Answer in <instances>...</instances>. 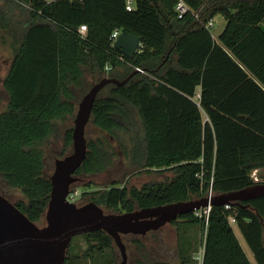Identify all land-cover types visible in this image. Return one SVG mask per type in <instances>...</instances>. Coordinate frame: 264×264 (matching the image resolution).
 I'll use <instances>...</instances> for the list:
<instances>
[{
    "label": "trees",
    "instance_id": "trees-1",
    "mask_svg": "<svg viewBox=\"0 0 264 264\" xmlns=\"http://www.w3.org/2000/svg\"><path fill=\"white\" fill-rule=\"evenodd\" d=\"M126 2L0 0L1 43L14 52L4 82L9 101L0 114V174L23 196L12 203L36 224L44 220L52 191L42 146L61 121L65 146L72 147L79 104L106 78L131 76L99 93L90 124L117 138L137 110L145 137L136 140L127 175L164 178L141 186L100 184L87 194L89 202L123 214L199 201L211 181L213 196L260 183L251 174L264 168V0H185L191 11L183 19L177 0H135L132 11ZM219 15L226 24L215 38L206 25ZM83 25L86 37L78 33ZM116 30L141 39L133 59L112 46ZM113 157L106 139L88 141L76 175H103ZM230 218L256 263L264 264V197L230 209L214 205L207 225L194 213L167 224L175 228L181 264H194L198 233L203 264H251ZM160 231L134 241L146 260L140 264H170L147 256L151 247H163ZM82 237L88 248L70 254L73 238L64 264L90 261L115 243L102 230Z\"/></svg>",
    "mask_w": 264,
    "mask_h": 264
},
{
    "label": "water",
    "instance_id": "water-1",
    "mask_svg": "<svg viewBox=\"0 0 264 264\" xmlns=\"http://www.w3.org/2000/svg\"><path fill=\"white\" fill-rule=\"evenodd\" d=\"M264 32V25L259 26ZM141 39L123 31L114 48L125 58L133 59L141 48ZM138 71V70H137ZM118 81L106 78L93 86L79 104L74 121L72 152L55 162L50 177L52 191L44 216L45 226L39 227L24 215L9 199L0 194V264H64L73 238L104 231L113 238L127 264V248L123 236H146L159 231L179 217L192 214L209 204L226 206L241 204L264 197V183H257L211 199L178 202L131 213L112 214L89 202L78 206L71 202V186L88 153L86 128L99 93L108 85H123L129 79Z\"/></svg>",
    "mask_w": 264,
    "mask_h": 264
},
{
    "label": "rangeland",
    "instance_id": "rangeland-1",
    "mask_svg": "<svg viewBox=\"0 0 264 264\" xmlns=\"http://www.w3.org/2000/svg\"><path fill=\"white\" fill-rule=\"evenodd\" d=\"M225 28V20L222 16H217L214 20V27L211 29L212 34L215 38L222 33ZM3 47V48H2ZM14 55L13 50L9 47L8 44H2L0 39V114L4 112L7 108L9 96L4 86V80L9 70L10 58ZM127 131H119L117 133V138L111 137L99 129L94 127L92 124H88L86 128V139L88 141H97L98 139H106L111 145L114 153L112 163L108 168V172L100 176H78L75 177L78 179L74 183L70 190V193H73L74 203L78 206H83L89 203V197L87 194H90L94 191L99 190L98 185L108 184L112 181H122V184L133 183L135 185H142L147 182H156L159 179L162 180L163 176H158L156 174L151 176H142L136 177L137 179H132V176H128L127 173L132 167V157L133 149L135 147L136 140H143L145 137V130L142 124V121L137 113V110L134 109V113L129 123H125ZM59 132L50 137L44 144L43 150L45 152L44 160L46 164V170L49 175H52L55 170V162L61 156V154L66 151V155L72 152V147L67 148L64 142V130L58 129ZM136 174V173H135ZM127 175V176H126ZM136 176V175H135ZM134 176V177H135ZM257 177L260 183L264 182V170L258 172ZM89 181H93L94 185H88ZM0 194L5 196L11 202H16L23 198L21 192L18 189L11 188L7 182L4 180L3 176L0 174ZM39 227L45 226V221L42 220L40 223H37ZM236 236L246 252H248L251 261L256 264L255 259L249 247L247 246L245 239L239 233L236 226H233ZM142 236L128 235L123 236V242L127 248V264H140L144 263L146 260L138 252V248L134 243L135 240L140 239ZM161 237V236H160ZM197 244L193 245L192 248H195V253L200 252L203 248L202 237L198 233L196 235ZM89 246L87 239L82 236L75 237L73 241V246L70 249V254L77 252V250H85ZM186 247H189V240L186 241ZM151 251L148 253V258L150 260H166L170 264H178L180 259L177 257L174 250L168 249L165 244L161 249L156 247H151ZM123 262V257L119 248L116 244H113L111 249L106 250L103 254L99 255L98 253L94 254V258L90 261L86 259H80L79 262L75 264H121ZM197 264V261H195ZM71 264V263H68Z\"/></svg>",
    "mask_w": 264,
    "mask_h": 264
},
{
    "label": "built area",
    "instance_id": "built-area-1",
    "mask_svg": "<svg viewBox=\"0 0 264 264\" xmlns=\"http://www.w3.org/2000/svg\"><path fill=\"white\" fill-rule=\"evenodd\" d=\"M134 3H135V0H127L126 2V8L128 11H132L133 8H134ZM176 13H177V17L178 19H183V17L188 13L190 12V7L187 5V3L185 2V0H177V4H176ZM207 28L209 29H212L214 27V24H213V21H210L207 25H206ZM87 26L83 25L80 27V29L78 30V33L82 36V37H86L87 36ZM122 33V31L120 30H116L110 37V41L112 42V46H114L116 40L118 39L119 35ZM142 46V45H141ZM111 67L110 66H107L106 67V73H108L110 71ZM139 72H143L142 70L140 69H137ZM251 177L252 179L255 181V182H259V179L257 177V173L256 172H253L251 174ZM212 183L213 181L210 182V189L208 191V194L206 197L208 198H212L213 197V193H212ZM68 199L73 202L75 198H73V193H70ZM212 205L209 204L206 208H202L198 211H195L194 212V215L201 219V220H204L205 221V224L207 225L208 224V221H209V218H210V214H211V211H212ZM226 209H230L231 208V205H226L225 206ZM230 223L232 225L236 224V220L234 218H230Z\"/></svg>",
    "mask_w": 264,
    "mask_h": 264
},
{
    "label": "crops",
    "instance_id": "crops-1",
    "mask_svg": "<svg viewBox=\"0 0 264 264\" xmlns=\"http://www.w3.org/2000/svg\"><path fill=\"white\" fill-rule=\"evenodd\" d=\"M54 1H56V0H46V2H48V3H51V2H54ZM215 20V19H214ZM214 20H213V24H214ZM225 20V19H224ZM225 24H226V22H225ZM3 48V47H2ZM13 58H14V55L9 59L10 60V63H9V70H10V67H11V65H12V62H13ZM9 70H8V73H9ZM8 73H7V75H8ZM7 75H6V77H7ZM6 77H5V79H6ZM4 82H5V80H4ZM60 126H61V130H64V132H65V129H66V126L65 125H63L62 123H61V121L60 122H58V129H60ZM58 132H59V130H58ZM64 134V133H63ZM55 135V134H54ZM53 136V135H52ZM52 136H50V137H52ZM49 137V138H50ZM262 170H264V168L263 169H256V170H254L253 172H256L257 174H258V172H260V171H262ZM233 226H235V224L233 225ZM240 233V232H239ZM241 234V233H240ZM160 236L161 237H159V240L163 243V244H165V246H167V248L168 249H171V250H174L175 251V253H176V255H177V257L179 258V253H178V241H177V235H176V231H175V228H172V227H170V226H167V227H164V228H162L161 229V231H160ZM183 243V242H182ZM242 246V245H241ZM248 246V245H247ZM243 248V247H242ZM243 250H244V248H243ZM250 250V249H249ZM245 251V253H246V255H247V257H248V259L250 260V262H251V264H254L252 261H251V259H250V257H249V254H248V252H246V250H244ZM251 251V250H250ZM252 253V252H251ZM253 255V254H252ZM203 257H204V246H203V248L200 250V252H198V253H195V251H193V253L191 254V258H192V260L194 261V263H196L195 261H197V264H203ZM253 258H254V256H253ZM77 262H79V260L77 261ZM76 262V263H77ZM256 262V261H255ZM178 264H181V262H179ZM257 264V263H256Z\"/></svg>",
    "mask_w": 264,
    "mask_h": 264
},
{
    "label": "flooded vegetation",
    "instance_id": "flooded-vegetation-1",
    "mask_svg": "<svg viewBox=\"0 0 264 264\" xmlns=\"http://www.w3.org/2000/svg\"><path fill=\"white\" fill-rule=\"evenodd\" d=\"M76 175V174H75ZM128 236V235H127Z\"/></svg>",
    "mask_w": 264,
    "mask_h": 264
}]
</instances>
